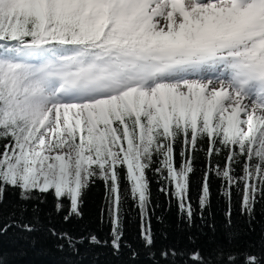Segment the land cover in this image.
Returning a JSON list of instances; mask_svg holds the SVG:
<instances>
[{
    "label": "snow or ice",
    "instance_id": "6c2138e0",
    "mask_svg": "<svg viewBox=\"0 0 264 264\" xmlns=\"http://www.w3.org/2000/svg\"><path fill=\"white\" fill-rule=\"evenodd\" d=\"M210 181L229 205L222 240L209 225L207 254L192 236L157 251L152 185L191 228L210 212ZM98 183L110 239L50 228L59 250L137 260L135 210L151 264H264V231L261 252L240 251L232 219L234 194L250 231L264 205V0H0V206L20 201L0 235L36 230L15 209L38 214L48 194L65 222L82 219Z\"/></svg>",
    "mask_w": 264,
    "mask_h": 264
},
{
    "label": "trees",
    "instance_id": "16d2710c",
    "mask_svg": "<svg viewBox=\"0 0 264 264\" xmlns=\"http://www.w3.org/2000/svg\"><path fill=\"white\" fill-rule=\"evenodd\" d=\"M201 165L204 164L203 158ZM201 173H195L190 189V195L195 206L196 197L199 192ZM213 192L210 212L206 213L205 219H195L194 226L189 228L186 224H179L178 212L174 204H169L165 196L157 191V185H152L156 202L160 205L156 209V215L152 219L153 231L156 233V249L168 246L178 248H192L188 237L198 238L199 247L205 252L210 251L214 246L209 244L213 237L212 228L215 227V238L222 240L224 236L225 213L228 210V203L217 194L219 181H210ZM7 203L0 206V222H2L11 211L13 205L20 203L18 194L6 193ZM82 219H72L69 222L63 220L62 215L54 211V198L48 194L46 203L40 205V211L35 214L29 211L22 217L19 209L17 220L19 223L31 224L36 230L27 232L23 228H12L6 235H0V261L3 264H151L143 252L140 242V221L135 210L130 212V220L126 225V242L132 248L139 250L140 257L133 261L130 259L129 250L126 248L119 255H114L110 246H94L87 242L79 246V255H74L67 249L61 251L57 245L59 241L50 233L49 229L54 228L58 233L68 232L72 236L80 238L95 234L101 240H109V227L101 223L102 209L105 207V188L102 183L91 187L82 197ZM129 201V207H131ZM239 197L234 194L232 204V219L236 230L242 235L236 242L238 250H248L254 253L261 252L260 242L262 231H264V205L256 208L255 231H250L245 218L239 214ZM162 218V223L156 217ZM165 234L166 237L165 238ZM255 244L256 247H249Z\"/></svg>",
    "mask_w": 264,
    "mask_h": 264
}]
</instances>
